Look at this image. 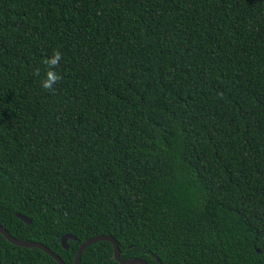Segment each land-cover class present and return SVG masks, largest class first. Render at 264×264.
I'll use <instances>...</instances> for the list:
<instances>
[{
    "label": "trees",
    "instance_id": "1",
    "mask_svg": "<svg viewBox=\"0 0 264 264\" xmlns=\"http://www.w3.org/2000/svg\"><path fill=\"white\" fill-rule=\"evenodd\" d=\"M0 226L65 264L99 235L123 260L264 264V0H0ZM0 264L58 263L0 234Z\"/></svg>",
    "mask_w": 264,
    "mask_h": 264
},
{
    "label": "water",
    "instance_id": "2",
    "mask_svg": "<svg viewBox=\"0 0 264 264\" xmlns=\"http://www.w3.org/2000/svg\"><path fill=\"white\" fill-rule=\"evenodd\" d=\"M15 216L17 218H19L20 220H22L24 223L30 224V220L27 219L25 216H23L21 214H18V213H16ZM0 234H2L4 236V238L9 243H11V244H13L15 246L24 247V248H37V249H40L43 252H45L46 254H48L50 257H52L58 264H65L58 255L53 253L51 250H49V248H47L42 243H38V242H35V241L20 240V239L14 238L2 226H0ZM68 239L76 240V237L72 236V235H64L61 238V245L65 249H67V240ZM99 241H107V242L112 244L113 253H114L113 257L119 264H147L145 261H143L141 259H137V258L128 259V260L121 259L118 243L112 236H109V235L95 236V237H92V238L84 241L83 243H81L79 248L77 249L73 264H80L82 252L88 246L92 245L93 243L99 242Z\"/></svg>",
    "mask_w": 264,
    "mask_h": 264
},
{
    "label": "clouds",
    "instance_id": "3",
    "mask_svg": "<svg viewBox=\"0 0 264 264\" xmlns=\"http://www.w3.org/2000/svg\"><path fill=\"white\" fill-rule=\"evenodd\" d=\"M62 59L60 52H55L51 58L45 61V63L51 68L56 66ZM60 79L58 74L48 71L45 73L44 78L41 81V87L44 89L51 90L54 83Z\"/></svg>",
    "mask_w": 264,
    "mask_h": 264
}]
</instances>
